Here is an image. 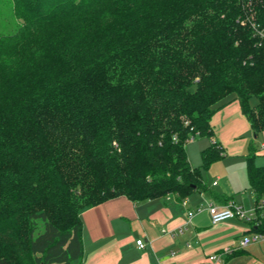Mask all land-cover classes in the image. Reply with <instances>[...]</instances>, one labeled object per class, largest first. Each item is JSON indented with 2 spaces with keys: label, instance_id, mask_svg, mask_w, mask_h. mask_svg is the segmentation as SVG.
I'll list each match as a JSON object with an SVG mask.
<instances>
[{
  "label": "trees",
  "instance_id": "16d2710c",
  "mask_svg": "<svg viewBox=\"0 0 264 264\" xmlns=\"http://www.w3.org/2000/svg\"><path fill=\"white\" fill-rule=\"evenodd\" d=\"M6 1L0 264H74L81 211L110 198L208 190L202 170L224 148L212 139L192 167L186 144L212 137L227 96L254 136L264 131V0ZM254 156L257 205L264 165Z\"/></svg>",
  "mask_w": 264,
  "mask_h": 264
},
{
  "label": "crops",
  "instance_id": "0c3cea01",
  "mask_svg": "<svg viewBox=\"0 0 264 264\" xmlns=\"http://www.w3.org/2000/svg\"><path fill=\"white\" fill-rule=\"evenodd\" d=\"M211 126L213 135L206 137L200 149L212 139L223 146L225 154L215 162L230 158L228 179H223L222 173L221 177L216 175L208 187L210 196L206 190L184 198L169 193L140 201L121 195L83 209V254L74 264H264V240L240 246L243 237L256 231V225L239 218L212 223L207 211L209 203L220 206L230 201L246 210L255 207L251 188L248 192L245 189L246 194L241 197L232 192L244 185L246 155L250 150L254 151V163L264 165V131L254 136L232 95L220 102L211 117ZM192 140L187 142L186 151L190 165L195 167L198 162L188 149ZM197 208L200 211L196 212ZM189 210L195 211L190 220ZM137 239H142L143 248L136 245ZM213 255L216 258L209 259Z\"/></svg>",
  "mask_w": 264,
  "mask_h": 264
},
{
  "label": "built area",
  "instance_id": "2783aa9c",
  "mask_svg": "<svg viewBox=\"0 0 264 264\" xmlns=\"http://www.w3.org/2000/svg\"><path fill=\"white\" fill-rule=\"evenodd\" d=\"M261 36L264 37V29L259 30ZM216 181L213 182L215 184ZM185 204V200L182 201ZM258 210V212H257ZM200 211V208L196 209V212ZM207 211L210 215V219L212 223H219L221 221L231 219V218H239L249 222L252 225H258L261 221H264V196L261 197L260 201L252 210H246L241 205L236 204L232 201L224 204V205H215L212 203L207 204ZM195 211L189 210L187 211L188 220L194 215ZM260 240H264V232L261 231H252L250 235L245 236L240 241V246H245L252 242H257ZM136 245L139 248L144 247V242L142 239L136 240ZM216 256H210L209 259H215Z\"/></svg>",
  "mask_w": 264,
  "mask_h": 264
},
{
  "label": "rangeland",
  "instance_id": "374dc122",
  "mask_svg": "<svg viewBox=\"0 0 264 264\" xmlns=\"http://www.w3.org/2000/svg\"><path fill=\"white\" fill-rule=\"evenodd\" d=\"M7 12H8V3H7V1L6 0L0 1V20H2L1 22H3V23H5L7 21V19H6ZM6 27L9 30H11L12 25H8L7 24ZM256 103H257V99L255 97H252L251 100H250V104L251 105H255ZM206 139H207L206 137H198L197 136L195 138V140H192L190 143H188V149L191 152V155L190 154L189 155L193 158V160L198 162V163H195L196 166H200L201 165V156H200V150L201 149H200V145H202ZM228 159H230V158H227V159L224 158L222 161L213 163L206 170H202V176H203L202 179L207 184V186L209 188H210L211 182L214 180L216 175H220V177H221V173H222L223 174V179L224 178L228 179L229 173H230V171L232 169V166H231L232 162H230L231 160H228ZM193 160H192V162H193ZM245 177L246 176L244 174L243 175V182H244L243 187H241V189H239V190L237 189V191L232 192V194H235V195L241 197V195H245L246 194L244 192L245 189L247 190V192L249 191L250 187L248 185L247 178H245ZM205 192L210 196V191L209 190H206Z\"/></svg>",
  "mask_w": 264,
  "mask_h": 264
}]
</instances>
